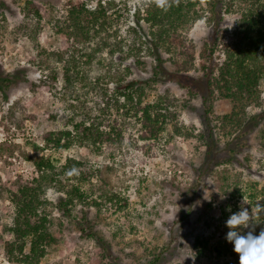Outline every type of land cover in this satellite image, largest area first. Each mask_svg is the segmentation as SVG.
Returning <instances> with one entry per match:
<instances>
[{
    "label": "rangeland",
    "instance_id": "374dc122",
    "mask_svg": "<svg viewBox=\"0 0 264 264\" xmlns=\"http://www.w3.org/2000/svg\"><path fill=\"white\" fill-rule=\"evenodd\" d=\"M28 1L39 7V17L23 15ZM167 1L0 0V71L18 75L5 94L0 93V264H29L8 255L5 247L14 236L5 229L14 216L10 193L30 180L33 162L41 156L57 165L74 157L88 161L97 172L79 184L87 204L76 202L70 218L58 208L62 192L54 185L46 189L45 210L55 239L35 264H238V254L225 239V222L240 210L238 205L255 213L256 202L264 204V119L248 135L247 149L231 163L215 158L199 180L195 167L205 147L198 138V114L206 107L200 97L172 81L145 87V102L161 97L167 103L169 116L157 140H139L132 117L121 126L123 140L103 146L100 153L79 143L68 150L53 149L42 140L46 131L69 129L93 117L101 119L102 129L122 121L123 99L116 88L150 75L154 60L138 33L148 32L146 10ZM81 2L89 9L100 3L107 21L106 29L82 48L91 51L106 41L88 63L79 53L65 52L70 42L56 26L69 3ZM252 2L264 8V0H224L214 56L218 64L224 58L222 49L234 41L241 12ZM195 11V18L176 30V41L160 52L167 69L199 76L207 63L202 53L211 20L203 1ZM63 50L65 58L75 55L79 62L80 76L70 82L62 78L64 61L46 55ZM135 57L144 63L136 64ZM259 88L260 103L248 106L246 115L264 108V80ZM207 109L217 128L231 104L214 91ZM216 130L222 144L227 137L221 128ZM187 208L189 216L180 221V209ZM85 214L109 253L80 230ZM254 223L258 235L264 229V214L254 216ZM166 246L164 257L152 261Z\"/></svg>",
    "mask_w": 264,
    "mask_h": 264
},
{
    "label": "trees",
    "instance_id": "16d2710c",
    "mask_svg": "<svg viewBox=\"0 0 264 264\" xmlns=\"http://www.w3.org/2000/svg\"><path fill=\"white\" fill-rule=\"evenodd\" d=\"M202 1L208 6L211 20L210 32L202 53L203 58L207 59V63L202 65V74L194 76L169 70L160 50L176 41V30L195 18V7ZM224 5V0H170L152 5L143 17L149 26L148 32H135L143 39L154 64L146 79H132L116 88V92L123 99L122 121L112 122L107 125L108 129H102L99 117L90 118L87 122H75L69 129L43 133L44 144L53 149L68 150L74 143H79L91 147L94 153H100L103 146L118 145L123 140L121 126L127 117H132L137 122L139 140H157L165 129L169 116L165 106L167 103L161 97L145 102V87L161 81H172L180 88L187 89L190 94L200 97L201 103L206 107L198 114L202 123L198 138L205 147L202 162L195 167L198 180L210 164L216 162L215 158L233 162L241 151L249 147L248 135L264 119V108L246 115V108L252 104L259 105L261 100L259 87L264 80V8L262 4L252 2L243 9L234 41L222 49L224 58L218 64L214 56L217 50V31L224 16ZM22 12L25 17L40 16L39 7L29 1L22 7ZM139 21L140 19L137 21L138 25ZM106 23L105 12L100 3L93 9H89L84 2L69 3L63 20L58 21L56 25L59 33L65 35L70 42L65 52L79 53L85 57V63L91 62L96 50H102L106 41H99L91 51H83L82 48L106 29ZM65 52H48L46 55L64 61L62 78L70 82L74 77L80 76L79 62L75 55L65 58ZM135 63L142 65L144 62L135 57ZM16 78L18 75L0 71V93L5 94L6 88L14 83ZM214 91L231 104V110L220 118L217 128L209 119L207 109L210 107ZM220 128L223 136L227 137L222 144L216 137V129ZM244 159L248 161L247 158ZM33 165L30 180L10 193L14 216L12 225L5 229L14 236L5 247L8 255L29 264L37 263L45 255L46 247L55 239L49 231L50 221L45 210L47 201L43 194L46 189L54 185L62 192L63 195L58 199V208L70 218L76 202L87 204V195L80 189L79 184L90 180L97 172L88 161L74 157H65L64 161L57 165L53 159L41 156L34 160ZM196 184H199V181ZM236 192L240 194L239 189H236ZM254 197L251 195V202ZM190 212V208L180 209L179 220H185ZM78 224L82 232L94 238L101 249L109 253L110 247L103 243L86 214ZM24 245H28L27 251ZM167 247L158 252L152 261L159 262L167 252Z\"/></svg>",
    "mask_w": 264,
    "mask_h": 264
},
{
    "label": "clouds",
    "instance_id": "9594fccd",
    "mask_svg": "<svg viewBox=\"0 0 264 264\" xmlns=\"http://www.w3.org/2000/svg\"><path fill=\"white\" fill-rule=\"evenodd\" d=\"M261 214H264V204L257 201L255 213L252 209L242 206L225 222L229 229L225 239L233 245V251L238 254V264H264V229H261L258 235L254 234V216Z\"/></svg>",
    "mask_w": 264,
    "mask_h": 264
}]
</instances>
